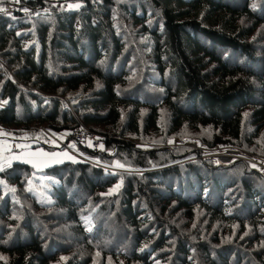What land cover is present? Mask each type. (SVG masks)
Listing matches in <instances>:
<instances>
[{
  "label": "trees",
  "instance_id": "1",
  "mask_svg": "<svg viewBox=\"0 0 264 264\" xmlns=\"http://www.w3.org/2000/svg\"><path fill=\"white\" fill-rule=\"evenodd\" d=\"M6 4L4 155L58 149L43 128L82 124L104 145L99 160L124 167L12 161L0 264H264V172L204 157L264 158V0Z\"/></svg>",
  "mask_w": 264,
  "mask_h": 264
},
{
  "label": "built area",
  "instance_id": "2",
  "mask_svg": "<svg viewBox=\"0 0 264 264\" xmlns=\"http://www.w3.org/2000/svg\"><path fill=\"white\" fill-rule=\"evenodd\" d=\"M4 9L6 13H11L16 10V7L13 4H6ZM43 130L46 135H48L50 140L57 142V144L64 148L74 159L88 162L101 168L123 170L117 167L108 166L107 164L99 160L98 153H103L105 151L104 145L100 140V137L84 125H79L71 133L66 131L57 132L48 128H43ZM216 149L224 152L211 154L210 156H218L222 159H229L234 157L246 160L254 164L256 168L264 172V158H260L257 156H248L240 153L239 151L230 149L222 150L219 147H216ZM86 150H91L95 153L91 154Z\"/></svg>",
  "mask_w": 264,
  "mask_h": 264
},
{
  "label": "rangeland",
  "instance_id": "3",
  "mask_svg": "<svg viewBox=\"0 0 264 264\" xmlns=\"http://www.w3.org/2000/svg\"><path fill=\"white\" fill-rule=\"evenodd\" d=\"M51 142L54 144V145H56L57 147H58V149H54V150H52V151H57V152H60V151H64L65 153H66V155H68V156H70V154L64 149V148H62L61 146H59L58 144H57V142H55V141H53V140H51ZM18 144V143H17ZM10 146V145H9ZM9 146H7L6 144H0V167H3V169L4 168H7V167H9L10 165H11V163H12V160L13 161H20V162H30L32 165H34V166H36V168L37 167H45V166H49L50 165V163L48 162V160L46 159L45 161L46 162H48V165L46 164V162L45 161H42V163L39 161V162H37L36 163V165H35V160L33 159V156H32V154H31V151H33V149H36L35 151L39 154V153H42L44 156H46L45 154V152H41L42 150H45V149H43V148H32V146H31V143H27V142H25V143H22V145L20 144H18V147L19 146H22L24 149L23 150H21V151H19V152H10V153H8V154H6V155H4L6 152V149H5V147L6 148H10ZM12 147H13V145H11ZM4 147V148H3ZM40 151V152H39ZM47 151V150H46ZM49 151V150H48ZM63 152V153H64ZM221 152H224V151H220L219 149H216V148H214V149H212V150H208L207 152H206V154L204 155V157H210V158H218V159H220V160H223L221 157H218V156H210L211 154H215V153H221ZM4 157V158H3ZM70 157H72V156H70ZM73 158V157H72ZM226 158H229V157H226ZM227 160H230V158L229 159H227ZM254 165V164H253ZM255 166V165H254ZM45 194V192H44V190L43 189H41V193H40V195H44ZM39 197H41V196H39Z\"/></svg>",
  "mask_w": 264,
  "mask_h": 264
},
{
  "label": "crops",
  "instance_id": "4",
  "mask_svg": "<svg viewBox=\"0 0 264 264\" xmlns=\"http://www.w3.org/2000/svg\"><path fill=\"white\" fill-rule=\"evenodd\" d=\"M35 150L36 149H33V151H31V154L33 156V159L36 161L35 162V165H36L37 162L40 161L42 163V161H45L46 159L48 160V162L50 163V165H52V164H58V163L63 162L65 159H68L67 157H69L68 155H66V153L64 151H63L64 153L62 151H60V152H57V151H48V150L47 151L46 150H42L41 151V152H45L47 154H55V156L52 157V156H44L42 153H39L38 154ZM54 160L60 161V162H54ZM48 162H46L47 165H48ZM28 163H30V162H28Z\"/></svg>",
  "mask_w": 264,
  "mask_h": 264
},
{
  "label": "snow or ice",
  "instance_id": "5",
  "mask_svg": "<svg viewBox=\"0 0 264 264\" xmlns=\"http://www.w3.org/2000/svg\"><path fill=\"white\" fill-rule=\"evenodd\" d=\"M16 2H19V0H16ZM0 3H3V0H0ZM80 5H69V7L71 8V7H79ZM3 11H5V9L4 8H2V7H0V12H3ZM24 11L25 12H27L28 11V9H24ZM18 35H19V33H18ZM46 156H52V157H54L55 156V154H45ZM68 159H73L72 157H67ZM54 162H60V161H56V160H54ZM116 167H119V168H123L124 167V165L123 164H120L119 162H117L116 163V165H115ZM4 169H3V167H0V171H3ZM117 187H119V185H117ZM10 191H15V189H10ZM91 229L89 228V231H90Z\"/></svg>",
  "mask_w": 264,
  "mask_h": 264
},
{
  "label": "water",
  "instance_id": "6",
  "mask_svg": "<svg viewBox=\"0 0 264 264\" xmlns=\"http://www.w3.org/2000/svg\"><path fill=\"white\" fill-rule=\"evenodd\" d=\"M8 139H9V137L7 135H5L4 132L0 129V143L6 142ZM223 160H225V159H223Z\"/></svg>",
  "mask_w": 264,
  "mask_h": 264
},
{
  "label": "clouds",
  "instance_id": "7",
  "mask_svg": "<svg viewBox=\"0 0 264 264\" xmlns=\"http://www.w3.org/2000/svg\"><path fill=\"white\" fill-rule=\"evenodd\" d=\"M226 160V159H225Z\"/></svg>",
  "mask_w": 264,
  "mask_h": 264
}]
</instances>
